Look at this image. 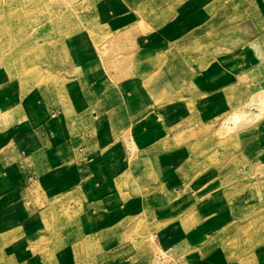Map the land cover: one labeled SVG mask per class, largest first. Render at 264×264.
<instances>
[{"label":"crops","instance_id":"0c3cea01","mask_svg":"<svg viewBox=\"0 0 264 264\" xmlns=\"http://www.w3.org/2000/svg\"><path fill=\"white\" fill-rule=\"evenodd\" d=\"M221 12L116 69L59 48V87L0 66V264H264V240L234 247L264 225V115L233 123L264 103V32Z\"/></svg>","mask_w":264,"mask_h":264},{"label":"rangeland","instance_id":"374dc122","mask_svg":"<svg viewBox=\"0 0 264 264\" xmlns=\"http://www.w3.org/2000/svg\"><path fill=\"white\" fill-rule=\"evenodd\" d=\"M251 1L0 0V66L28 90L40 84L59 87L63 81L57 69L65 64L58 60L59 48L67 49L72 59L76 55L85 61L86 55H93L99 65L116 69L120 56L131 50L141 35L157 31L178 38L219 8L221 18L228 23L231 12L241 13V18L234 17L230 23L240 25L243 32L246 28L250 32V27L245 26L247 10V15L253 17L255 34H260L264 32V0H255L254 4ZM258 98V102L263 101ZM252 111L264 115V103L239 110L241 116L233 118L236 129L251 121L252 117L246 120L244 115ZM263 188L259 185L257 192ZM129 208L127 205L126 211ZM134 220L127 218L125 223L129 226ZM263 227L261 220L241 227L234 247L250 249L261 243ZM134 235L142 242L146 238L143 234ZM169 255L158 250L155 264H169Z\"/></svg>","mask_w":264,"mask_h":264}]
</instances>
